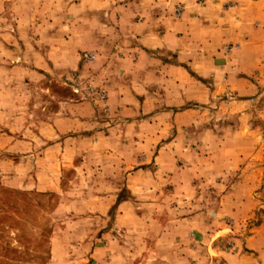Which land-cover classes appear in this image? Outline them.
Wrapping results in <instances>:
<instances>
[{
	"label": "rangeland",
	"instance_id": "rangeland-1",
	"mask_svg": "<svg viewBox=\"0 0 264 264\" xmlns=\"http://www.w3.org/2000/svg\"><path fill=\"white\" fill-rule=\"evenodd\" d=\"M0 264H264V0H0Z\"/></svg>",
	"mask_w": 264,
	"mask_h": 264
}]
</instances>
